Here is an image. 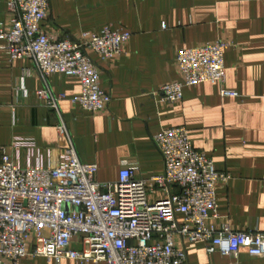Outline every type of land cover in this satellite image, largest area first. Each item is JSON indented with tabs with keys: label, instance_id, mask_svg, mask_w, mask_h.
<instances>
[{
	"label": "crops",
	"instance_id": "1",
	"mask_svg": "<svg viewBox=\"0 0 264 264\" xmlns=\"http://www.w3.org/2000/svg\"><path fill=\"white\" fill-rule=\"evenodd\" d=\"M50 1L42 28L55 40H78L108 26L132 34L112 62L89 53L111 102L99 114L73 104L82 91L80 79L44 77L30 59L12 62L0 40V147L23 168L37 152L42 168H56L69 145L60 132L64 126L80 161L98 166L99 182H117L128 168L147 180L164 170L154 137L186 128L194 148L230 176L216 188L217 218L209 223L218 230L264 233V0ZM10 2L0 0V30L12 24ZM216 42L227 45L223 84L186 88L181 102H163L160 89L181 81L177 54ZM43 90L66 99L53 109L39 96ZM222 90L237 96L222 97ZM16 139L31 147L16 154L9 149ZM178 244L185 247L188 264H264L246 251L227 257L209 254L201 242ZM72 248L82 250L81 237L73 239ZM33 251L32 244L18 264H57Z\"/></svg>",
	"mask_w": 264,
	"mask_h": 264
},
{
	"label": "built area",
	"instance_id": "2",
	"mask_svg": "<svg viewBox=\"0 0 264 264\" xmlns=\"http://www.w3.org/2000/svg\"><path fill=\"white\" fill-rule=\"evenodd\" d=\"M50 0H11V26H1L0 40L12 62L30 59L44 77L78 78L82 91L72 100L86 111L99 114L111 97L99 82L93 53L106 63L117 59L132 34L108 26L78 40H55L42 28L49 17ZM166 28V24L163 25ZM223 42L184 49L176 63L181 81L160 89L161 100L179 103L184 90L204 83L222 85L226 75ZM39 96L56 109L65 100L43 90ZM237 93L222 90V97ZM69 145L56 168H42L37 157L23 168L0 147V264H18L33 254L60 264H188L185 243H204L209 254L236 257L246 251L264 258V233L221 230L209 222L217 218L216 188L230 176L218 170L196 150L186 128H172L154 137L164 158V170L142 180L124 169L114 183L97 180L98 166L82 163L67 129L60 128ZM31 145L16 139L10 150L19 154ZM81 237L82 250L72 241Z\"/></svg>",
	"mask_w": 264,
	"mask_h": 264
}]
</instances>
